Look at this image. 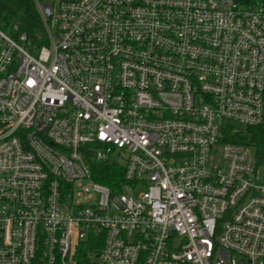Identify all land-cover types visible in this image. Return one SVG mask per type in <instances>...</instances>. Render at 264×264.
<instances>
[{"label":"built area","instance_id":"built-area-1","mask_svg":"<svg viewBox=\"0 0 264 264\" xmlns=\"http://www.w3.org/2000/svg\"><path fill=\"white\" fill-rule=\"evenodd\" d=\"M34 1L0 26V264H264V156L225 132L264 128V0Z\"/></svg>","mask_w":264,"mask_h":264},{"label":"trees","instance_id":"trees-1","mask_svg":"<svg viewBox=\"0 0 264 264\" xmlns=\"http://www.w3.org/2000/svg\"><path fill=\"white\" fill-rule=\"evenodd\" d=\"M0 22L5 28L15 25L19 32L33 35L42 27V22L34 0H0ZM226 139L241 142L256 149L259 158L264 156V128L254 126L237 127L234 124L225 128ZM92 178L113 190L119 189L124 180V168L117 161L100 162L87 155Z\"/></svg>","mask_w":264,"mask_h":264},{"label":"rangeland","instance_id":"rangeland-1","mask_svg":"<svg viewBox=\"0 0 264 264\" xmlns=\"http://www.w3.org/2000/svg\"><path fill=\"white\" fill-rule=\"evenodd\" d=\"M0 26L7 32L9 29H7V28H5V26H3L2 25V22H0ZM56 30H57V26L55 25V23H54V25H53V32L54 33H56ZM9 32V31H8ZM0 46H1V41H0ZM237 127H241L240 125H236Z\"/></svg>","mask_w":264,"mask_h":264}]
</instances>
